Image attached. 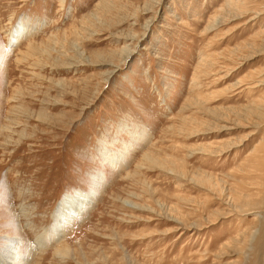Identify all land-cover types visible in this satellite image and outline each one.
Returning a JSON list of instances; mask_svg holds the SVG:
<instances>
[{"label": "rangeland", "instance_id": "1", "mask_svg": "<svg viewBox=\"0 0 264 264\" xmlns=\"http://www.w3.org/2000/svg\"><path fill=\"white\" fill-rule=\"evenodd\" d=\"M5 248L264 264V0H0Z\"/></svg>", "mask_w": 264, "mask_h": 264}, {"label": "bare ground", "instance_id": "2", "mask_svg": "<svg viewBox=\"0 0 264 264\" xmlns=\"http://www.w3.org/2000/svg\"><path fill=\"white\" fill-rule=\"evenodd\" d=\"M81 205V204H80ZM61 206H64V203L62 202V203H60V207ZM60 207H59V209H60ZM78 209V208H77ZM62 211V210H61ZM5 250H7L9 253H6V252H4V255H2V253H1V257H0V264H2V263H6V264H10V262L7 260L6 261V259H7V257L8 258H13V256L12 257H10V255H11V251L10 250H8V248H5Z\"/></svg>", "mask_w": 264, "mask_h": 264}]
</instances>
